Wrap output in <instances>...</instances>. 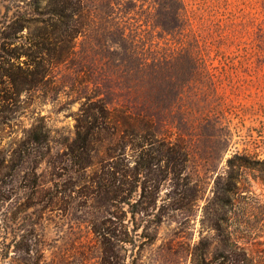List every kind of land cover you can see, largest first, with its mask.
<instances>
[{
	"label": "rangeland",
	"instance_id": "rangeland-1",
	"mask_svg": "<svg viewBox=\"0 0 264 264\" xmlns=\"http://www.w3.org/2000/svg\"><path fill=\"white\" fill-rule=\"evenodd\" d=\"M120 2L125 52L115 26L100 44L89 26L52 66L46 50L35 58L46 1L0 0V264H264V0H182L175 56L194 62L153 71L146 57L180 46L161 28L178 19L153 0ZM85 97L122 114L148 103L158 138L184 147L173 163L150 147L145 176L115 173L128 204L97 191L112 165L134 166L129 137L95 130L77 172L66 154L91 120ZM32 128L44 140L19 156Z\"/></svg>",
	"mask_w": 264,
	"mask_h": 264
},
{
	"label": "trees",
	"instance_id": "trees-1",
	"mask_svg": "<svg viewBox=\"0 0 264 264\" xmlns=\"http://www.w3.org/2000/svg\"><path fill=\"white\" fill-rule=\"evenodd\" d=\"M41 1H46V4L40 9V11H37V14L39 16H47V18L39 19V21L42 24L46 23L45 25H48L49 28L47 29L44 25L45 27L40 28L36 34L38 39L34 43L36 49L35 54H37L35 55V58L46 50L52 66H57L67 60H72L77 52L75 49V39L79 35L85 36L87 30L86 27L90 26V31L94 34L92 35L93 37L98 34L96 39L98 44H100L105 41L106 36L109 34V30L106 29L109 24L116 28L117 33L115 34V42L117 45L124 52L127 49V39L124 36L125 29L119 25L121 16L119 13L116 15L111 8V5H116V7L121 5L120 0H101L98 10L94 8L95 0H35L36 3H40ZM153 2L156 5L165 6L168 7L167 9L173 10V16L175 18L177 17L179 24L173 27L168 26L161 28L165 34H169L172 39H175V37L180 34V30L183 26L184 14L182 13V0H153ZM37 7L39 8L40 6ZM172 10H170V13ZM112 14H115L114 17L116 19L119 18L118 23L112 22L114 18ZM95 19L102 20L103 27L101 25L96 26V24H94ZM48 37H50V39L49 45L47 46L44 40ZM102 37L104 39H102ZM181 42H183L181 37L177 36L175 43L180 44V46L178 45L174 48H167V52L163 51L161 54L156 53L157 51H155V48L149 46V49H146V56L151 51H155V56H152L151 58L146 57V59H144V62H147V60L149 62H147L149 64L148 70L153 71L154 68L164 69L165 67H176L182 65L183 62H186V65L187 63L194 62V58L188 55L190 52H185L180 55L178 54L177 57L175 56V51H178L183 47ZM129 46L131 47L132 44L129 43ZM125 57H127V55H125ZM130 62L135 66L136 63L134 60H130ZM37 65H40L39 61H37ZM36 74H39V78H37L35 82L40 83L42 81L40 77L42 75L41 70H36ZM88 100L90 99L85 97L84 104H86V106H82L81 110L84 113V120H86L87 117L91 118V120L86 121L88 124L84 131H76L75 137L68 144L66 154L68 155V158L74 162V166L76 165L77 168L75 169V172H77L78 169H83L89 166V144L92 140L90 139V136L95 133V130L97 132L103 131L110 135L114 134V129H119L124 133L125 137H129L130 139L128 140V143L136 153L134 166L128 168L126 166L120 167L119 165H112L110 167L112 171L104 172L105 178L101 177V179L106 180V183L101 184L99 186L100 189L97 191L103 202L116 200L128 204L130 202L129 199H131L129 196V191L131 189H126L127 192L124 195H121L124 191H122L120 187L115 186V173L119 172L123 177L127 175L134 176V174L145 176L144 172L148 168L150 162V147L154 146L153 149L158 151L159 155L164 157V159L170 163L177 160L178 155L181 154V152L183 153L184 147L180 146L181 144L176 138H158V136H161V132L159 131L160 126L157 123H153L150 116L149 106L147 105L148 103L135 104L132 107V111H125L122 114L116 112L115 109L105 102L97 101L95 103H89ZM157 104V110H161V108H163L162 104L158 101ZM43 140L44 135L40 131H37V129L32 128L27 133L26 138L19 143L17 154L19 156L24 153L30 154L37 145H40L43 142ZM108 150L109 152L114 153L113 150ZM128 183L131 185L132 181L129 180ZM117 191L118 193H116ZM135 203H137V200L131 203L132 206L135 205ZM201 260L204 259L201 258Z\"/></svg>",
	"mask_w": 264,
	"mask_h": 264
}]
</instances>
